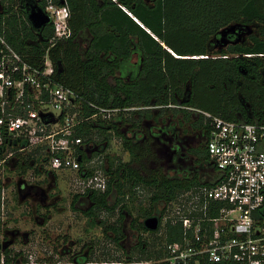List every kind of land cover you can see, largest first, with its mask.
<instances>
[{
  "label": "trees",
  "instance_id": "trees-1",
  "mask_svg": "<svg viewBox=\"0 0 264 264\" xmlns=\"http://www.w3.org/2000/svg\"><path fill=\"white\" fill-rule=\"evenodd\" d=\"M53 2H66L70 8L69 38L54 40L53 24L39 33L28 20L23 0H0V34L32 63L44 66L49 54L56 78L79 94L85 116L96 112L88 104L90 101L103 107L127 108L108 122L98 116L78 128V135L85 142L105 153L108 164V188L93 190L90 196L94 206L82 211L92 218L91 225L102 226L106 236L112 232L118 244L127 236L123 222L129 216H134L133 228L155 235L151 241L141 240L135 247L136 254L119 245L122 256L109 254L99 259L91 246V253L78 257L76 262L165 264L162 259L166 256V244L183 235L181 223H172L169 205L184 192L200 188L202 183L197 178H171L141 166V153L149 158L151 140L141 146L139 135L132 129L139 127L143 119L157 116L156 112L160 116L169 111L174 115L184 112L196 129L204 123L198 110L229 120L264 123V0ZM231 25H236L237 31L228 34L224 43L220 31ZM85 30L92 35L86 53L79 41ZM245 31L246 38L238 37ZM174 104L191 106L192 110L179 109ZM126 125L130 127L127 132ZM113 135L130 153L128 161L106 153ZM2 150L0 145V153ZM205 150L209 156L208 148ZM20 156L19 169L26 172L33 167L32 156ZM5 185L1 174L0 222ZM142 193L147 195V204L135 212L133 203ZM79 196L73 198L74 208ZM114 200L115 204H111ZM118 206L120 213L114 221L97 219L100 211L115 213ZM166 211L164 233L159 235L160 228L152 231L144 225L142 219L152 215H158L162 223ZM12 254L10 245L0 249V264L3 258L5 264H14L19 253Z\"/></svg>",
  "mask_w": 264,
  "mask_h": 264
},
{
  "label": "built area",
  "instance_id": "built-area-1",
  "mask_svg": "<svg viewBox=\"0 0 264 264\" xmlns=\"http://www.w3.org/2000/svg\"><path fill=\"white\" fill-rule=\"evenodd\" d=\"M44 9L55 28L54 40L69 38L67 3L48 0ZM88 104L96 109L91 116L83 114L79 94L56 78L49 54L44 66L32 63L0 34V176L6 160L32 148L33 163L40 168L75 172L86 190H105V153L85 142L78 128L98 116L108 122L127 108ZM198 111L207 124L209 160L217 174L173 201L178 202L175 211L169 205L172 223H181L183 235L166 244L162 260L264 264V123Z\"/></svg>",
  "mask_w": 264,
  "mask_h": 264
},
{
  "label": "rangeland",
  "instance_id": "rangeland-1",
  "mask_svg": "<svg viewBox=\"0 0 264 264\" xmlns=\"http://www.w3.org/2000/svg\"><path fill=\"white\" fill-rule=\"evenodd\" d=\"M238 37L246 38L247 32H242ZM31 150L32 148L20 154L32 156ZM107 153L121 156L125 160L129 159V154L124 151L121 140L115 135ZM20 154L6 160L1 166L6 185L3 190L0 244L9 243L12 255L19 253L14 264L74 262L78 257L89 255L91 246L99 259L109 254L123 255L121 247L104 234L102 226L91 225L92 218L72 205L73 196L86 190L78 174L71 171L39 174L32 168L22 172L19 169V163L22 162ZM154 157L155 154L146 160L148 166L151 167ZM96 161L100 163L98 157ZM156 161L157 159L153 164H158ZM147 200L146 193H142L138 201L133 203L135 212L140 206H145ZM177 207L178 202L171 204V211H175ZM117 216L118 212L111 215L107 211H100L97 219L114 221ZM164 218L159 235L164 233L165 221L168 218L167 211ZM130 221V219L127 220V225ZM128 234L129 238L125 243L128 244V248H131L129 251L135 254L137 251L132 250V247L140 238L151 241L155 237V235L132 229L128 230ZM6 235L8 239L4 240ZM154 261L156 260L152 262ZM1 264L5 263L2 261Z\"/></svg>",
  "mask_w": 264,
  "mask_h": 264
},
{
  "label": "flooded vegetation",
  "instance_id": "flooded-vegetation-1",
  "mask_svg": "<svg viewBox=\"0 0 264 264\" xmlns=\"http://www.w3.org/2000/svg\"><path fill=\"white\" fill-rule=\"evenodd\" d=\"M34 1L35 2L31 3V0H23L27 9H29L32 5L36 3L39 5L43 4L44 7L45 4L48 2V0H46V3L43 2L44 0H34ZM50 24H52L51 21L48 25ZM37 31L41 33L39 29H37ZM79 41H80L81 49L83 50L84 53H86L92 41L91 33L88 30L83 31L79 36ZM174 106L179 107V109L192 110L191 106H184L182 104H178V105L174 104ZM156 113L157 116L143 119L139 127L132 129L135 130L136 134L139 135L138 141L140 142L141 146L144 145L145 141L149 139L151 140L150 142L151 153L149 157L151 158L155 154L153 162L156 159H157L156 162H158V164L156 163L157 165L153 164L152 162L151 167L148 166L146 163L147 162L146 160L149 159L148 156L146 154L141 153V159L139 160L141 166H145L147 169L152 171L161 172L171 178L180 177L191 180L194 178H200L201 176H204L205 177L204 181L208 180L210 174L215 172V167L210 162L209 156L206 155L205 149L207 148L208 129L205 118L202 128L196 129L192 125V120L185 118L186 117L185 113L182 111L177 113L176 115H174V113H172L171 111H169L166 115H160V116L158 115V112ZM194 116L196 115H193V117ZM129 129H130L129 125H126L124 131L127 132ZM107 188H108V183L106 189ZM92 191L93 190H85L83 193H77L80 196L77 198L75 202L76 209L79 208V211L82 210L88 211L94 206V203L90 196ZM73 198H72V202H73ZM111 204H115V201H112ZM116 212L120 213V206L117 207L115 213H110V212L108 213L113 215L116 214ZM128 219L131 220L129 225H127ZM133 219L134 216H129L124 220L123 222L124 230L127 233V236L124 239L120 240V244H118L113 240L114 236L112 232H109V239L112 242H115L116 245L118 246L121 245L127 250H131V248H128V244L125 243L128 241L129 238V234H128L129 229H132L140 233L142 232L147 233L145 231H140L137 230L136 228H133L132 227ZM142 221L144 222L145 225V219H142ZM7 239L8 238L6 235L4 237V240ZM141 240L143 239L140 238L136 242L135 246L132 247V250L135 249V247H137L140 244ZM8 244L2 243L0 244V248L4 249L5 246H7ZM2 261L4 262V258L2 259Z\"/></svg>",
  "mask_w": 264,
  "mask_h": 264
},
{
  "label": "water",
  "instance_id": "water-1",
  "mask_svg": "<svg viewBox=\"0 0 264 264\" xmlns=\"http://www.w3.org/2000/svg\"><path fill=\"white\" fill-rule=\"evenodd\" d=\"M28 20L36 29L42 30L50 23V17L44 7L39 4H34L28 9ZM237 31L236 25H231L220 31L221 39L226 43L228 34H233ZM249 32L251 29L248 30ZM81 158V157H80ZM160 217L152 215L145 219V226L152 231H156L160 226Z\"/></svg>",
  "mask_w": 264,
  "mask_h": 264
},
{
  "label": "crops",
  "instance_id": "crops-1",
  "mask_svg": "<svg viewBox=\"0 0 264 264\" xmlns=\"http://www.w3.org/2000/svg\"><path fill=\"white\" fill-rule=\"evenodd\" d=\"M110 148V147H109ZM108 148V149H109ZM107 149V150H108ZM125 151V150H124ZM125 152H127L128 154H129V159L131 158L130 157V153L128 152V151H125ZM106 153H107V151H106ZM111 154V153H110ZM111 155H113V154H111ZM122 159H123V157H122ZM129 159H127V160H125V159H123V161H128ZM106 161H107V159H106ZM108 165V164H107ZM109 167V166H108ZM32 169H34L37 173H39V174H41V173H43V174H45V173H54V174H59V172H57V171H53V170H46L45 168H40V166H37V164H34L33 163V167H32ZM216 174H217V172L215 171V172H213L212 174H210V176H209V179L208 180H205L204 181V176H201L200 178H197L202 184L201 185H205V184H209L210 182H211V180L216 176ZM114 201H116V200H114ZM160 225H161V223H160ZM161 226H159V228H160ZM158 228V229H159ZM157 229V230H158ZM110 263H112V262H107V261H102V262H100V261H97V262H76V261H74V262H69V263H65V264H110ZM26 264V263H25ZM28 264V263H27Z\"/></svg>",
  "mask_w": 264,
  "mask_h": 264
}]
</instances>
